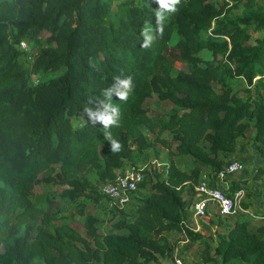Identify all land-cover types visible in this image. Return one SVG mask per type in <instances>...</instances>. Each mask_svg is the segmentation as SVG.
I'll list each match as a JSON object with an SVG mask.
<instances>
[{
    "label": "trees",
    "instance_id": "16d2710c",
    "mask_svg": "<svg viewBox=\"0 0 264 264\" xmlns=\"http://www.w3.org/2000/svg\"><path fill=\"white\" fill-rule=\"evenodd\" d=\"M239 4L241 13L234 16L230 11ZM157 11L165 17L162 33L156 31ZM146 23L154 39L141 48ZM251 33L260 36L252 41ZM174 34L177 42L170 48ZM203 50L210 61L197 56ZM178 60L187 63V71L172 75ZM117 77H131L133 87L127 101L112 97L120 115L119 127L110 131L121 144L112 152L103 126L92 124L84 109L95 111ZM240 81L254 93L245 89L242 97L234 89ZM263 91L264 5L258 0L219 7L213 0H180L174 13L157 0H0V264L165 260L175 245L167 234L182 232L187 187L193 191L205 169L222 170L249 130H255L253 141L264 159ZM151 97L181 112L154 119L143 108ZM141 127L154 135L152 141ZM166 132L170 139L162 137ZM172 144L176 155L190 158V171L173 160L156 180L145 171L136 191L145 195L136 197V210L128 215L115 208L113 226L103 235L92 215L82 225L88 238L74 220L47 230L51 216L30 200L38 175L53 181L57 169L54 182L65 198L106 200L101 186L113 183L127 162L153 147L170 151ZM88 169L96 182L81 177ZM263 176L264 162L253 179ZM239 219L213 248L204 242V264H264V228L252 232L249 221ZM186 235L189 244L203 238Z\"/></svg>",
    "mask_w": 264,
    "mask_h": 264
},
{
    "label": "rangeland",
    "instance_id": "374dc122",
    "mask_svg": "<svg viewBox=\"0 0 264 264\" xmlns=\"http://www.w3.org/2000/svg\"><path fill=\"white\" fill-rule=\"evenodd\" d=\"M230 2V0H213L215 5L217 7L224 5L225 2ZM111 2H116V0H111ZM138 2V1H137ZM258 3L261 5H264V0H258ZM242 4H239L234 9L230 11L231 14L234 16H239L241 13ZM209 31V30H208ZM260 34H253L251 33V40L253 41L256 37H259ZM177 42V36L174 34L170 43L169 47L173 48L175 43ZM21 48L28 49L27 44L23 43L21 45ZM203 61H210L211 55L206 50H203L197 54ZM29 57V56H28ZM24 58H27L24 56ZM23 60V58L21 59ZM187 63L184 61H176L173 63V70L172 75H177L182 72L187 71ZM253 83H255V79L253 80ZM236 91L242 95V97H246V93L244 92L245 89H250L251 94L254 93L252 87H248L247 84L244 81H240L234 88ZM261 97L264 101V91L261 93ZM143 108L148 111V115L151 116L154 119H162L165 120L169 115L173 113H180L181 110H179L177 107L172 105L168 101H158L155 97L148 98L143 103ZM141 131L144 134L146 140L148 142L152 141L154 139V135H152L145 127H141ZM251 130L247 132L244 138H241L238 140V151L241 155L246 156V161H250V164H245V168L242 171L243 173H250L251 171L255 170V167L258 165V163H261L262 158H260L257 146L253 141V137L251 135ZM165 139H170L171 135L169 133H163L162 135ZM175 144H172V150H166L164 148L160 147H153L151 149H148L144 152L141 156H135L132 158L131 161L127 162V165H137V166H143L147 162L151 163L152 161H155L156 163L150 166L151 169V175L156 180V175L161 174L162 176L165 174V167L168 165L170 161H174L177 166L185 171H190L191 168V160L189 157L184 156H178L175 154L174 151ZM232 160V158H228L227 161ZM153 163V162H152ZM204 174L209 175L210 171H207L206 169L203 171ZM58 174V169L50 176L52 180H48L42 177V174H39L37 179L38 182L34 185V187L31 190L30 200L36 206L38 209H41L43 212L47 213L49 216H51V221L45 228L47 230H53L55 227H58L60 225H64L66 223L71 222V220H74V224L79 226V230L82 232V234L86 236V234L82 230V225L84 222V218L86 215H92L98 219V232L100 235L105 234L107 231L111 229L113 226V222L110 219L113 215V208L109 206L108 200L103 198H100L99 201H95V196H92L91 199H86L83 197H80L77 202H72L69 199L65 198L62 195L61 187L54 182L56 180V175ZM81 177H85L89 179L91 182H96L97 178L95 175V171L93 170H86L81 174ZM241 175H236L234 178V181L231 182L232 184H238L243 189V195L240 199V206H242L244 209H250L253 211L257 210V206L255 204L258 203V201H262L263 199V191H264V180L260 182V185L258 181H254L252 178L243 179L241 178ZM241 181H245V183H241ZM230 185V184H229ZM241 189V188H240ZM231 192V189L230 191ZM100 193V192H99ZM145 193L143 191L136 194L134 197L132 203L130 206L126 207V211L129 214H133L137 207V199L136 197L143 198ZM194 194L192 191H186L184 193V199L187 201H191ZM253 213V216L256 218V214ZM126 212V213H127ZM188 211L185 214V217L187 218ZM130 217V216H128ZM244 216V218H238L239 220H250L252 217ZM118 218V215H117ZM110 219V220H109ZM234 219L232 218H222L220 215L216 214L214 217H211L210 225L203 224V230H202V236L203 238L200 241L187 244L186 246L182 247L180 249V256L184 257L185 260L189 264H204V257H205V251L208 250V248L204 245V242L208 243L210 247H214L217 243V241L225 235L226 230L234 224ZM41 225L40 221L37 223V226ZM88 238V237H87ZM179 235L172 234L169 236V241L171 243H175V245L180 246L178 243L179 241ZM177 243V244H176ZM174 245V246H175ZM212 248L209 249V252L211 256L213 255ZM187 257V258H186ZM218 259V258H217ZM161 262H164V260H161L157 262L156 264H162ZM29 264H44L43 262L39 260H33ZM207 264H218V263H207ZM220 264V263H219Z\"/></svg>",
    "mask_w": 264,
    "mask_h": 264
},
{
    "label": "built area",
    "instance_id": "2783aa9c",
    "mask_svg": "<svg viewBox=\"0 0 264 264\" xmlns=\"http://www.w3.org/2000/svg\"><path fill=\"white\" fill-rule=\"evenodd\" d=\"M152 162H147L143 166L127 165L126 163L118 171L113 183L101 186L99 192L107 198L111 208L124 210L130 206L137 193V184L143 179V173L151 171L150 166L156 163ZM244 168L245 164L242 160L232 159L226 162L222 170L211 171L209 175L203 174L201 182L194 186L193 191L190 189L192 193L194 192V196L187 208V218L182 222V232L178 241L180 246L175 245L171 256L167 257L165 261H168L169 264H189L185 260V256L182 257L179 254L180 249L189 244L187 231L193 234H202L205 220L216 214L222 218H233L234 220L244 218V216L255 218L251 211L240 206L243 190L229 192L233 185L231 182Z\"/></svg>",
    "mask_w": 264,
    "mask_h": 264
},
{
    "label": "clouds",
    "instance_id": "9594fccd",
    "mask_svg": "<svg viewBox=\"0 0 264 264\" xmlns=\"http://www.w3.org/2000/svg\"><path fill=\"white\" fill-rule=\"evenodd\" d=\"M161 9H165L168 12H175L176 5L180 3V0H157ZM165 17L162 12H156V31L163 32V21ZM153 28L150 24H145L141 30V36L143 37V43L141 48H149L153 42L152 35ZM132 79L128 77L126 79L116 78L115 84L106 89L103 93L105 99L98 101V106L95 111L92 108H85L84 112L90 119L92 124H101L103 126V136L109 141L112 152H119L121 150V144L118 140L114 139L110 128L119 127V115L120 109L114 106L112 103V97L115 95L119 101H127L129 93L132 91ZM91 103V101H90Z\"/></svg>",
    "mask_w": 264,
    "mask_h": 264
},
{
    "label": "crops",
    "instance_id": "0c3cea01",
    "mask_svg": "<svg viewBox=\"0 0 264 264\" xmlns=\"http://www.w3.org/2000/svg\"><path fill=\"white\" fill-rule=\"evenodd\" d=\"M251 132H252L251 135L253 136L254 133H255V130H251ZM237 149H238V146H237ZM229 158H232V159H240V160H242V162L244 164H246V165L247 164H250L249 163L250 161H246V156L241 155L238 151H236L234 154L230 155ZM263 162H264V159H262L261 163H263ZM259 164L260 163H258V165ZM254 171L255 170L251 171L250 173H245V172L243 173V172H241L239 175H241L242 176L241 178H243L245 180L248 179V178H251L252 179L253 178V175H254ZM262 180H264V176L258 181L259 184H260V182ZM260 185H262V184H260ZM189 190H190V188L187 187L186 191L188 192ZM263 193H264V191H263ZM255 206L258 207L257 210L256 211H253L252 208H251V211H253L256 214L257 217L256 218H252V219L249 218L250 220H248L249 221V229L252 232H256V229L257 228H260V227L264 228V197H263L262 201H260V202L258 201V203L255 204ZM248 210L250 211V209H248ZM236 220H238V219H235L234 221H232V223L235 222ZM210 221H211V217L209 219L205 220V224H207V225L209 224L210 225ZM172 234H175V233H173V232L168 233L167 234V237L169 238V236L172 235ZM179 236H180V234H179ZM161 263L162 264H169V262L168 261H165V260H164V262H161Z\"/></svg>",
    "mask_w": 264,
    "mask_h": 264
}]
</instances>
